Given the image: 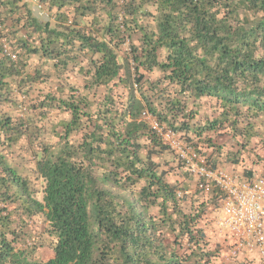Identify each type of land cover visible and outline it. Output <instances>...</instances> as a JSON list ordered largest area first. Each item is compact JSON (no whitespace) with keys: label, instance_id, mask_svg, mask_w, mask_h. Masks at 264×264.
Listing matches in <instances>:
<instances>
[{"label":"trees","instance_id":"trees-1","mask_svg":"<svg viewBox=\"0 0 264 264\" xmlns=\"http://www.w3.org/2000/svg\"><path fill=\"white\" fill-rule=\"evenodd\" d=\"M40 2L0 0V264H220L224 193L142 113L263 177L264 0Z\"/></svg>","mask_w":264,"mask_h":264},{"label":"built area","instance_id":"built-area-1","mask_svg":"<svg viewBox=\"0 0 264 264\" xmlns=\"http://www.w3.org/2000/svg\"><path fill=\"white\" fill-rule=\"evenodd\" d=\"M26 1L33 4L38 18L50 19L40 0ZM4 49L8 56L16 59V54L6 42ZM142 114L186 164L187 170L199 179L200 187L209 189L215 186L224 193L219 223L222 229L228 231L232 241L230 255L235 257L243 252L256 251L261 264H264V176L242 181L225 169L213 168L192 145L171 130L162 128L147 111Z\"/></svg>","mask_w":264,"mask_h":264},{"label":"rangeland","instance_id":"rangeland-1","mask_svg":"<svg viewBox=\"0 0 264 264\" xmlns=\"http://www.w3.org/2000/svg\"><path fill=\"white\" fill-rule=\"evenodd\" d=\"M35 14V13H34ZM44 20V19H43ZM244 166H248L250 168V163L245 164ZM244 172V169H243ZM193 175V174H192ZM194 176V175H193ZM192 176V177H193ZM196 178V177H194ZM40 186V185H38ZM193 188H195V185H193ZM41 196V194H39ZM217 212H220L217 211ZM39 230L41 229V223L37 224ZM208 233V239L211 240L213 243L218 244L221 247V262L220 264H237L240 261L246 262V264H261V260L259 257V254L256 251H249V252H243L239 256H231L230 255V249L232 241L230 238H227L229 235H219L218 232H207ZM45 254H48L49 249H44ZM238 263V264H239Z\"/></svg>","mask_w":264,"mask_h":264},{"label":"crops","instance_id":"crops-1","mask_svg":"<svg viewBox=\"0 0 264 264\" xmlns=\"http://www.w3.org/2000/svg\"><path fill=\"white\" fill-rule=\"evenodd\" d=\"M50 19H51V17H50ZM50 19H47V20H50ZM209 151L210 152H208V154H211L212 151L211 150H209ZM219 159H220V161H221V159L223 161V158L220 157ZM247 164H249V163L247 162ZM223 166L231 174L243 175V167L240 166V165H233L232 163H224ZM249 167L251 168V171L253 172V175H256V173H258V175L260 173L264 174V165L263 164L254 165L252 167L250 165ZM219 210H221V208ZM220 216H221V211L220 212H216V214H214V215L213 214H208V218L206 219V223H207L208 229H207L206 232H218L219 235H221V234H223V235L227 234L228 235V231L225 230V229H222L221 226H220V223H219ZM227 238H229V236Z\"/></svg>","mask_w":264,"mask_h":264}]
</instances>
